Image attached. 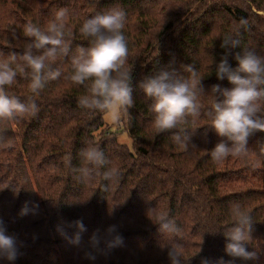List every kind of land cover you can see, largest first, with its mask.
<instances>
[{"label": "trees", "instance_id": "trees-1", "mask_svg": "<svg viewBox=\"0 0 264 264\" xmlns=\"http://www.w3.org/2000/svg\"><path fill=\"white\" fill-rule=\"evenodd\" d=\"M61 10L66 51L46 61L34 94L23 56L45 50L24 29L46 32ZM114 11L125 16L129 53L119 71L133 100L119 123L133 149L105 127L107 111L80 105L91 80L71 79L74 59L94 46L83 22ZM249 53L264 59V0H0V61L16 71L5 90L38 108L0 120V230L14 253L10 260L0 250V264H264V131L248 137L246 157L210 156L217 143L233 146L211 125L213 105L233 87L218 78L220 63L235 72ZM165 72L193 86L199 110L156 133L155 101L142 84ZM91 147L103 163L85 159ZM235 206L246 224L235 222ZM236 227L249 236V258L227 254Z\"/></svg>", "mask_w": 264, "mask_h": 264}, {"label": "clouds", "instance_id": "clouds-1", "mask_svg": "<svg viewBox=\"0 0 264 264\" xmlns=\"http://www.w3.org/2000/svg\"><path fill=\"white\" fill-rule=\"evenodd\" d=\"M66 18V11H59L55 20L47 25L46 32L33 24L25 26V35L35 38L34 47L45 50L42 56L33 57L30 52L23 56L32 71L30 90L34 94H39L44 87L42 73L49 67L46 61H54L61 52L66 51L63 38ZM124 27L125 16L121 11L85 20L80 33L91 39L94 46L86 55L74 59L71 76L72 81L79 85L91 80V96L82 98L80 105L107 111L113 121H118L133 104L127 73L119 71L129 53ZM237 59L239 67L235 72L230 70L225 60L220 63L217 73L219 79L227 76L233 87L223 92L222 102L213 105L215 115L211 125L218 136L231 141L233 146L228 147L223 141L217 143L210 153L213 163H220L229 157H246L248 137L256 131H264V106L257 102L264 96V92L257 90L259 85L264 84V59L251 53ZM114 72L117 73L115 77ZM57 76L59 72H53L50 79L55 80ZM15 77L16 71L9 62L0 61V120L35 115L38 111L35 103L25 105L8 95L6 86H11ZM142 88L146 96L155 101L152 128L156 133L176 128L186 113H198L199 105L193 86L188 82L171 80L166 72L146 79ZM218 89V85L214 86V91ZM83 155L88 162L103 163L102 153L95 147L86 149ZM232 214L238 224H246L249 220L246 210L239 206L233 208ZM226 237L231 241L226 246L228 255L250 257L251 254L244 247V242L249 239L246 231L236 227L227 232ZM12 248L13 240L0 230V250L7 252L10 260L14 259Z\"/></svg>", "mask_w": 264, "mask_h": 264}, {"label": "rangeland", "instance_id": "rangeland-1", "mask_svg": "<svg viewBox=\"0 0 264 264\" xmlns=\"http://www.w3.org/2000/svg\"><path fill=\"white\" fill-rule=\"evenodd\" d=\"M118 121H113L111 114L106 112L104 115V123L105 127L109 129V131L116 133L118 141L121 144L128 146L130 149H133V142L130 138L128 132L124 129L123 125Z\"/></svg>", "mask_w": 264, "mask_h": 264}]
</instances>
